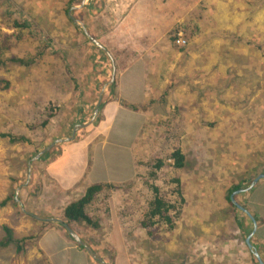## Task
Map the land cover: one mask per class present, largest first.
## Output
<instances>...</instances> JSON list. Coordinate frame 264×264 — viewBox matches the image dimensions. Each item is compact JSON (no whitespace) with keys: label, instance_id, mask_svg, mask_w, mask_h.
Returning a JSON list of instances; mask_svg holds the SVG:
<instances>
[{"label":"rangeland","instance_id":"1","mask_svg":"<svg viewBox=\"0 0 264 264\" xmlns=\"http://www.w3.org/2000/svg\"><path fill=\"white\" fill-rule=\"evenodd\" d=\"M68 2L0 0V36L12 33L11 22L21 18L22 14L30 18L32 26L30 30H19L25 38L9 42L10 49L0 56L3 61L0 63V80L7 79L11 83L9 90L0 89V133L29 140L12 142L9 138H0V240L5 235L3 227L8 225L13 227L17 237L36 235L37 224L32 216L23 211V214L19 213L22 207L43 217H53L51 210L59 211L65 199L56 193L50 198L46 197L49 208L35 206V193L43 189L49 191V185L44 186L39 179L44 176L41 173L44 162L36 159L37 154L56 138L67 139L73 134L77 123L73 125L72 122L82 111L84 103L92 99L95 103L97 94L90 93L92 87H99L98 95L102 89L108 90V77H112L115 57L111 55L112 60L92 41L88 44L75 25H79L82 31L81 24L84 25L92 36L96 34L95 38L110 54H117L124 46L136 44L142 36H147L148 43H152L151 34H162L160 32L165 31V27L168 32L165 36L172 44L176 43L179 38L176 31L181 24L175 26V18L186 14L190 18L188 22L191 30L189 35H185L187 42L183 38L180 44L188 45L189 41L197 38L202 44L219 47L218 50L209 47L207 52H198L201 54L198 63L207 64L203 70L209 72L202 75H206L210 83L218 80L219 84L209 86V97L211 99L213 92H217L225 112L209 116V124L204 117L199 121V116L193 115L192 134L188 130L182 131L185 122L182 116H168L164 122L153 125H149L148 120V124L140 128V136H143L140 140L141 149L130 147L135 138L134 130L123 132L120 129L121 113L110 130V144L99 154H103L109 164L116 165L113 162L116 158L122 162L130 158L131 149V154L139 160L140 173L134 182L124 187H113L108 192L110 194L107 193V199L102 200L105 204L102 207L121 213L120 206L123 203L125 211L121 214L130 213L133 208L134 215H140L141 212L144 215L149 200L154 196L152 186H157L167 200L178 204L180 212L177 218L175 214L178 209L172 211L176 227L171 229L166 225L160 233L165 237L174 233L195 235L197 239L190 242L193 264L200 256L193 254L198 252L201 243L207 241L218 242L217 246L211 248H215L214 252L218 249L219 254L226 253L225 261L230 256L234 264H253L246 248H239L243 245L242 239L229 240L232 236H240V232L233 222L230 223L232 216L228 213L230 204L227 195L232 184L249 178L253 172L260 173L256 172L257 160L263 158L260 163L264 164V157L259 156L264 154V132L260 131L264 130V0H81L80 4L70 9ZM218 10L223 13L219 17ZM72 17L78 19L79 23H75ZM160 20L161 26L158 25ZM199 20L203 21L201 27L197 23ZM189 29L184 26L183 32ZM129 30L132 33H127ZM208 30L209 33L206 32ZM128 36H133V39ZM191 47L196 46L193 43ZM97 48L107 58L97 65L96 72L92 69L91 56L95 54L98 59L103 55ZM54 49L58 51L54 52ZM186 49H190V45ZM39 52L44 53L31 66L10 60L5 62L7 56L33 62ZM218 57L222 60L225 58L224 70L220 65L222 60L219 59L218 65H215ZM246 58L254 62V70L249 75H237V63L246 65L243 62ZM222 72L223 76L220 74ZM117 74L116 67L115 77ZM98 75L108 77L105 82L98 84ZM199 89L200 86L194 92H205L203 88ZM210 103L216 108L211 100ZM49 108L52 111L55 108L52 119L48 118ZM141 110L148 116L145 104ZM98 114L95 116L92 110L84 122L94 118L92 122L95 123ZM260 114L258 130L255 124ZM170 118L172 120H168ZM68 121L69 130L66 125ZM44 122H48L46 126H43ZM151 139L152 143H149ZM175 148H181L187 158L186 167L182 170L170 166L174 161L169 156ZM158 159L166 164L152 179L148 174L153 171ZM176 178L180 180V185L173 181ZM12 188L18 194L19 202L15 200L16 205L8 199ZM178 188L182 192L183 202L176 193ZM235 198L239 201L242 199L240 194L235 195ZM5 201L6 204L1 205ZM66 201L71 203L68 199ZM130 222L140 225L132 218ZM33 242L27 241L25 244L24 250L29 256ZM180 244L188 245L185 242ZM211 252L206 251V254L210 255ZM27 258L24 251L17 252L15 245L0 252V264H25ZM179 262L182 264L181 260Z\"/></svg>","mask_w":264,"mask_h":264},{"label":"crops","instance_id":"2","mask_svg":"<svg viewBox=\"0 0 264 264\" xmlns=\"http://www.w3.org/2000/svg\"><path fill=\"white\" fill-rule=\"evenodd\" d=\"M221 13L218 10L217 16L219 17ZM175 19V26H180L181 24L179 30H183L184 26L190 28L187 32L191 30V24L188 22L190 18L186 14L177 16ZM202 20L197 21L200 27L203 23ZM158 25H162L161 20L158 21ZM206 32L209 33L210 31ZM127 33L132 32L129 30ZM160 33L162 34L150 33L152 35H149L152 38V43L150 44L148 43V37L142 36L136 44L126 45L124 48H121L120 53L111 54L115 57L114 65L117 67L118 73L117 77H115L116 82L113 83V85L115 84V90L113 93L110 91L113 87V85H110L114 73L113 69L111 79L107 75L104 77L98 75V81L99 79H106L108 77V90L102 89L98 95L99 87H92L90 93L92 95L97 94L95 103L93 104V99L84 103L82 111L78 112L75 121L72 123L73 125L75 123L77 125L79 123L87 124L88 122H77L76 120L86 117L83 110L90 113L93 110L94 113L98 105L97 103L101 101L98 110L99 114L96 111V115H99L97 121L93 123V120H95L93 118V122L85 128H80L74 138L56 144L46 152L48 154L44 160L40 158V161L44 162L41 171L44 176H41L39 179L44 186L45 184L49 185V191L46 192L43 189V191L35 193L33 197L36 201L35 206L38 205L42 209L44 207L49 208L46 203V197L49 196L48 198H50L54 193L72 202L79 199L90 185L105 183L118 188L124 187L125 184H130L135 181L136 177L138 178L140 173L138 170L139 160L136 159L134 154H131V149L129 150L130 158L125 162L116 158L113 161L116 165L109 164L106 157L103 154H99L110 144V130L113 129L121 113H123V117L119 127L123 132L129 130L136 132L130 147L133 146V148L139 149H141L140 140L143 137L140 136L142 132L140 128L147 125L148 120H150L149 125H153L164 122L168 116H182L185 120L182 131L187 132L188 130L192 134L193 115L199 116V121L204 117L205 121L209 124V116L224 114L225 107L222 102L219 103L218 93L214 91L211 99L209 97V86L219 84L218 80H212L213 83H210L209 78L206 75H202L204 72H209L207 69L203 70V67L207 64L198 63V59L201 58V54H198V52H207L209 47L218 50V45L209 44V46L208 44H202L197 38L192 42L189 41L188 45L186 43L184 45L172 44L173 42L165 36L168 33L166 27L165 31L163 30ZM93 36L96 37V34ZM128 38L133 39V36H128ZM183 38L187 42L186 36ZM193 43L196 47L192 48L191 44L193 45ZM189 45L190 49L187 50L186 47ZM221 57L216 59L215 65H218L219 59L222 60ZM95 59L97 58L95 57ZM98 60H101V62L105 61L102 58H98ZM224 60L225 58L220 62L222 70H224L225 66ZM101 62L97 65H100ZM243 62L246 65L240 66L241 64L237 63L239 66L237 67L236 74L240 76L242 74H251L254 70V62L251 63L252 59L248 58ZM92 64L94 65L93 61H91ZM220 74L223 76L224 72ZM199 86L205 92H194V89H197ZM210 100L216 108L212 107ZM144 104L148 108V116L144 115L143 110H141ZM260 116L261 114L255 124L257 128L258 123L261 121ZM168 120H172V118ZM66 125H68L69 130V121L66 122ZM258 130L260 129L258 128ZM260 131L264 132V130ZM149 143H152V139L149 140ZM123 146L126 147L125 145ZM259 156L264 157V154H259ZM139 158L147 159L141 156ZM261 160H257V162L260 163ZM262 180L264 183V179ZM262 191H264V185L251 195L260 194ZM251 195L250 198L255 201L254 206L256 207V198ZM103 199L107 198L100 194L99 200L94 206L95 219L99 221L100 228L93 229L83 224L77 226L78 232H76L104 258L106 263L108 260L110 261L107 264H180V260L182 264H193L192 243L190 242L197 239L195 235L184 236L181 233H174L165 237L160 233L162 231L161 228L164 227L162 225L142 226L143 212L140 215H134L132 208L130 213L121 214L125 211L123 203L120 206L122 207L121 213L114 212L111 208L105 210L102 207L105 205L102 203ZM65 200L62 201L60 209L57 211L60 214L58 215L56 211L51 210V216L62 219L63 210L69 204L67 201L65 203ZM126 210L128 211V206H126ZM109 211L110 213L108 214ZM135 216L136 218H134ZM131 218L136 223L140 222V225L136 226L133 222H130ZM36 224V234L41 233H39V237L33 242L30 256L24 250V254L26 253V256H28L25 264H94L88 258L86 252L80 250L58 228L46 226L41 231V225ZM8 226L11 227V225ZM166 239L168 240L165 241ZM182 242H185L189 246H182L180 244ZM143 244H146L147 247H144ZM217 244L218 242L213 241L201 243L198 252L193 254L194 256H199L200 254L199 260L195 259L194 264L225 263L224 255L227 254H219L217 252L218 249L214 252L215 248H211L217 246ZM210 248L212 252L210 255H207L206 251H211ZM112 257L113 260H111Z\"/></svg>","mask_w":264,"mask_h":264},{"label":"trees","instance_id":"3","mask_svg":"<svg viewBox=\"0 0 264 264\" xmlns=\"http://www.w3.org/2000/svg\"><path fill=\"white\" fill-rule=\"evenodd\" d=\"M69 9L70 7L80 4L81 0H69ZM78 18V17H77ZM30 18L27 17L25 18L24 15L22 14L21 18H15L11 23L12 25L10 26L13 29V32L11 34H5L4 36H0V40L2 43H0V56L3 55V52H6L7 49H10L11 45L9 44L12 43L13 41L16 40V42L23 40L25 37L20 33V31H25V30H30L32 29L31 23H30ZM71 22L72 20L69 19ZM75 28L80 31L84 37V40L88 43L91 44V40H89L88 37L85 36L79 25H75ZM20 30V31H19ZM18 31V32H16ZM177 32V31H176ZM185 35H189L190 33L187 31H184ZM252 43V42H251ZM49 47V46H47ZM259 47H262V45H259ZM100 53L103 54V52L97 48ZM54 52H57L58 50L54 49ZM44 52L38 53V55L33 58V62H28L25 61L24 59H20L17 57H12L7 56L5 59V62L7 61H13V62H18L21 65H27L31 66L37 59V57L43 55ZM55 54V53H53ZM95 55V54H94ZM96 56H92V61L94 62V65L92 64V69L95 71L97 69V64L101 62V60L95 59ZM100 58L104 59L107 58L106 55H102ZM95 59V60H94ZM0 63H3V61L0 59ZM97 72V70H96ZM96 75V73H94ZM105 78L99 79V83L105 82ZM11 88V83L7 79H1L0 80V89L1 90H9ZM115 90V84L113 87L110 89V91L113 93ZM83 109V108H82ZM55 108H53V111ZM49 116L48 118L52 119L54 118V114H52V110L49 109ZM85 113V116L90 115V112H86L83 110ZM55 113V112H54ZM85 120V117L83 118H78L76 121L77 122H83ZM48 122H44L43 126H46ZM72 129V128H71ZM72 131V130H71ZM69 131V132H71ZM0 138H9L12 142L16 141H23L27 142L29 140L27 139H21L20 137H14L10 134H5V133H0ZM48 153H46L43 157H41L42 160L45 159V156ZM169 159H172L174 161V164L170 165L173 169L177 170H182L185 167L186 163V157L182 151L181 148H175L169 156ZM165 161L158 159L156 163L153 165V171L150 172L148 175L150 178L155 179L157 177V171L161 170L164 165ZM254 169V168H253ZM256 172L264 173V164L263 163H257L256 167ZM254 174L247 178L243 179L241 182L234 183L232 184L231 188L228 191L227 195V201L230 204V208L228 213L232 216V220L230 223L233 222L235 227L238 229L240 232V236L237 235L236 237L232 236L229 238V240H233L236 238H241L243 241V245H240V249L246 248L247 253L251 256V260L253 261V264H259L257 258L254 256V254L249 250L247 244H246V238L249 236L253 229V223L251 219L248 217V215L240 210L237 205L232 201V194L240 189L246 188V186L250 185L251 182L260 174ZM13 181H16L13 179ZM175 183H178L180 185V180L178 178L173 179ZM263 183V180L261 182L259 181L256 187L248 192L245 193H240L241 200H236L237 203H240L242 207H244L246 210H248L252 216L255 217V219L258 222V230L256 234L252 237L251 243L252 245L256 248L258 251L259 255L261 256L262 260L264 261V191H262L260 194L257 195H251L254 194L257 189L261 186ZM114 186L108 185L105 183H98L94 185H90L85 193L76 201H73L69 204L66 205V207L63 210L62 213V220L68 223L75 231H77V226L79 225H87L93 229H98L100 228V223L97 219H95V210L94 206L99 200L100 194L104 195L107 198V193L113 188ZM115 188V187H114ZM153 188V193L154 196L149 200V205L147 208V211L144 213V219L142 220V226L144 227H149V225L153 224H159L160 226L163 225H168L171 229L175 227L172 211H176L178 209V204H172L169 200H167L163 194L160 193L159 188L157 186H152ZM177 195L181 198V201H184V198L182 196V192L180 189H177ZM15 188H12L11 194L8 196L9 200H12L14 204L16 205L17 203L15 202ZM250 195L254 198H256V207L254 206V202L251 198ZM8 199L6 201H8ZM244 200V201H243ZM6 201L1 203V205H5ZM19 213H22V210H18ZM178 212L175 214V217L180 216L179 209L177 210ZM32 220L38 224L41 225V231L45 229L46 226H54L58 228L70 241H72L80 250L85 251L84 247L79 245L74 241V239L67 233L65 228L62 225L55 224V223H49V222H41L36 219ZM44 226V227H43ZM3 231L5 233L3 239L0 240V252L2 249L9 247L10 245H15L16 250L18 253H21L24 251L25 244L27 241H35L39 237V232L38 234H32L29 236H20L17 237L16 233L14 230L8 226L3 227ZM78 232V231H77ZM80 235V234H79ZM81 236V235H80ZM82 237V236H81ZM88 258L94 263V264H99L97 261L92 259L89 254L86 252ZM113 260V257L111 258ZM110 261L108 260L107 263ZM223 264H234L233 258H228L226 259L225 263ZM236 264V262H235Z\"/></svg>","mask_w":264,"mask_h":264},{"label":"water","instance_id":"4","mask_svg":"<svg viewBox=\"0 0 264 264\" xmlns=\"http://www.w3.org/2000/svg\"><path fill=\"white\" fill-rule=\"evenodd\" d=\"M82 6V5H81ZM72 20L75 22V23H79L78 19H75L72 17ZM81 27L83 29V32L84 34L89 38V40H91L94 44H96L97 47H99L107 56H109L112 60H113V57L111 56L110 52L107 50V48L102 44L100 43L95 37H93L86 29V27L84 25L81 24ZM115 72H116V66L114 65V73H113V77H112V80L110 82V85H113V83L115 82ZM101 101H99L98 105L96 106V111L99 110V105H100ZM96 111H95V115H96ZM95 117V116H94ZM92 121H89L87 124H83V123H79L78 125L75 126V129H74V132L72 134V136L70 138H67V139H56L54 140V142H52L48 147H46L45 149H43L40 153L37 154V157L36 159H40L47 151H49L52 147H54L56 144L58 143H62V142H65L67 140H70L72 138H74L76 132L78 130H80V128H85L87 126L90 125ZM264 179V174H260L258 175L252 182L251 184L246 187V188H243V189H240L236 192H234L231 196L232 198V201L237 205V207L242 210L243 212H245L248 217L251 219L252 223H253V229L251 231V233L249 234V236L246 238V244L249 248V250L254 254V256L257 258L259 264H264V261L262 260L261 256L259 255L258 251L256 250V248L252 245L251 243V239L252 237L256 234L257 230H258V222L257 220L255 219L254 216H252V214L246 210L244 207H242L240 204H238L236 202V200L234 199V196L237 195V194H240V193H245V192H248L252 189L255 188V186L258 184V182L260 180ZM18 194L16 192L15 194V200L17 202L18 201ZM22 211L26 214V215H29V216H32L34 219L36 220H39V221H42V222H49V223H55V224H59V225H62L65 230L67 231V233L74 239V241L76 243H78L79 245L83 246L85 251L89 254V256L94 259L95 261H97L99 264H107L106 261L104 260V258L99 254L97 253L88 243H86L82 238L81 236L74 230L72 229V227L66 223L65 221H63L62 219H59V218H55V217H43V216H40V215H36L32 212H29L27 211L26 209H24L22 207Z\"/></svg>","mask_w":264,"mask_h":264},{"label":"built area","instance_id":"5","mask_svg":"<svg viewBox=\"0 0 264 264\" xmlns=\"http://www.w3.org/2000/svg\"><path fill=\"white\" fill-rule=\"evenodd\" d=\"M178 34H179V38L177 40V43L180 44V43H182L183 32L180 31Z\"/></svg>","mask_w":264,"mask_h":264},{"label":"clouds","instance_id":"6","mask_svg":"<svg viewBox=\"0 0 264 264\" xmlns=\"http://www.w3.org/2000/svg\"><path fill=\"white\" fill-rule=\"evenodd\" d=\"M180 31H182L183 32V30H178L177 32H176V34H178ZM185 36V34H184V32H183V37ZM183 37H182V39H183ZM176 43H177V40H176Z\"/></svg>","mask_w":264,"mask_h":264}]
</instances>
